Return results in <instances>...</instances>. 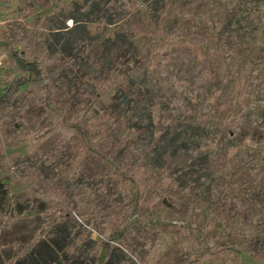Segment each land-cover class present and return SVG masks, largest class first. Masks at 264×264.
Instances as JSON below:
<instances>
[{"label":"rangeland","instance_id":"rangeland-1","mask_svg":"<svg viewBox=\"0 0 264 264\" xmlns=\"http://www.w3.org/2000/svg\"><path fill=\"white\" fill-rule=\"evenodd\" d=\"M84 16L85 34L66 31ZM63 25L61 50L52 32ZM120 29L134 34L130 67L143 90L118 99L120 57L114 49L104 62L97 44ZM162 43L173 47L159 61ZM10 49L32 54L41 80ZM235 62L249 91L224 125ZM54 115L76 131L36 143ZM252 134L264 137V0H0V209L57 223L44 236L51 246L70 232L86 257L109 242L118 259L190 264L186 240L220 250L200 264H264V145H239ZM191 164L189 177L172 172Z\"/></svg>","mask_w":264,"mask_h":264},{"label":"trees","instance_id":"trees-1","mask_svg":"<svg viewBox=\"0 0 264 264\" xmlns=\"http://www.w3.org/2000/svg\"><path fill=\"white\" fill-rule=\"evenodd\" d=\"M106 18V23L109 25L116 24L120 19H116L112 16H109L108 13L104 12ZM86 17L81 19L75 18V25L71 29H67V32L71 34H76L80 32L85 34L86 26ZM66 28V26H61L52 32L55 41L62 42L61 29ZM83 41L76 47V52L80 50V46L83 44ZM134 34L131 31L125 29H120L113 33L110 37L103 38L98 44L97 48L102 51V54H105V60H110V53L112 50H117V56L120 57L121 62L117 64L116 68L113 71V76L119 78V95L118 99H121L122 94L125 93V90H143V85L133 79L132 71L134 68L130 67L131 61H133V52L135 50L133 46ZM221 41H215V44L218 45V48H221ZM67 45L63 41L61 45V50L66 49ZM173 46L168 43H162L161 46H155L154 49V58L159 61H164L167 59V56L164 54V51H169ZM223 50L234 56L235 49L229 47H224ZM10 55L13 57L16 66L20 70L26 73L29 76L35 77V79L41 80L43 74V66L34 59V56L26 50H7ZM209 56H215L216 54H208ZM78 57V54H76ZM79 61V58H78ZM111 69V68H110ZM112 70V69H111ZM233 70H236V76L233 82V90L224 103L219 105V108H223L227 111V117L224 119L223 124L226 125L232 118L231 112L240 104L243 103V99L249 91V80L243 76L244 69L238 65L237 62L233 65ZM257 73V69L253 68L251 70V76H254ZM40 94L45 96L51 95L50 89H42ZM213 96L207 97L206 101H212ZM125 97V96H124ZM2 102V100H1ZM157 117L151 116V120H157ZM52 124L48 126V129L45 133L40 134L37 138L36 143L43 141L51 134L58 133L63 140L68 139L76 131L77 126L71 122L62 120L60 116L52 117ZM171 124L166 122L165 125L159 130L164 132L166 129H169ZM161 134V133H160ZM163 134V133H162ZM242 147L252 148L253 146H263L264 137L261 135H246L242 141L239 143ZM232 150L235 149V146H232ZM230 152V153H231ZM229 153V154H230ZM232 154V153H231ZM194 164L189 166H183L181 168L175 167L172 168V172L184 175L187 177L191 176L194 171ZM165 172V171H164ZM133 184V191H135V201L139 202V197L141 196V185L139 181V171H134L132 173L126 174ZM182 207V206H179ZM61 228L57 223L51 221L48 217H43L40 213L33 214H22L13 212L5 213L4 210L0 209V264H137L130 257H120L119 259L115 257L113 246L109 242H104L97 247V252L93 256L86 257L83 252L77 249L76 244H69L70 242L66 241L68 239L70 232L64 233V240L62 243H59L56 239L52 241L51 246L46 240L45 235L50 232L51 229L55 227ZM186 240L183 241V246L181 250L187 252V256L190 259V264H200L205 262L208 259H212L216 254L219 253L218 248L212 249H199L197 252L190 247L186 246ZM100 248L106 250L105 256L103 258L99 257ZM95 246L91 249L90 254L94 251ZM63 250V251H62ZM62 252V253H61Z\"/></svg>","mask_w":264,"mask_h":264}]
</instances>
